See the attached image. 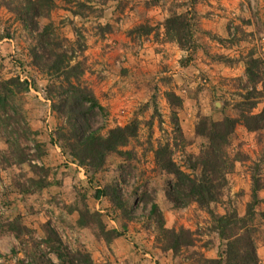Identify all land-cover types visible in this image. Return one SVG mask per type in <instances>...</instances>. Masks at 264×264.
I'll list each match as a JSON object with an SVG mask.
<instances>
[{
	"label": "rangeland",
	"instance_id": "rangeland-1",
	"mask_svg": "<svg viewBox=\"0 0 264 264\" xmlns=\"http://www.w3.org/2000/svg\"><path fill=\"white\" fill-rule=\"evenodd\" d=\"M176 14L191 26L184 46L166 30ZM54 53L76 66L68 80L65 69L49 73ZM252 57L264 84V0H0V264L46 252L49 228L96 264H203L227 243L214 216L248 210L264 264V129L238 124L225 142L209 137L248 101ZM84 89L102 106L88 116L91 130H134L99 170L86 171L61 147L67 123L55 106ZM165 145L195 175L204 169L198 158L227 162L217 201L175 207V175L155 160ZM163 228L189 230L193 244L173 251Z\"/></svg>",
	"mask_w": 264,
	"mask_h": 264
},
{
	"label": "trees",
	"instance_id": "trees-1",
	"mask_svg": "<svg viewBox=\"0 0 264 264\" xmlns=\"http://www.w3.org/2000/svg\"><path fill=\"white\" fill-rule=\"evenodd\" d=\"M196 1L191 0L192 3ZM165 26L167 33L176 37L180 45L184 46L191 40V26L187 23L185 15L176 14L167 18ZM53 55L61 60L59 59V61L50 64L49 73L59 77L64 75L62 69H65L67 75H64V77L68 80V73L72 75L76 70V66L73 67L67 64L69 59L66 61L65 66L62 65L65 62V54L54 53ZM258 63V59L252 57L246 68L247 83L244 96L248 101L238 103L239 115L236 118L226 117L223 121L215 124V132L209 134L211 140L217 139L216 141L225 142L238 124H242L248 131L264 129V107L259 112L255 113L253 111L258 105V99H264V84H261L262 74L256 70ZM8 83L18 91H21V89L28 90L26 81L21 82L17 78H12ZM258 85L263 87V91L258 89ZM66 94L64 100L55 106L57 111L65 116L67 123L68 134L64 135L62 132L60 134V137L63 135L62 139L65 140L61 143V147L64 150L67 149L66 151L69 152L72 159L84 167L86 171L99 170L104 165L106 155L127 145L134 136V130H131V125L128 127L119 126L111 129L104 137L98 135L95 130H91V124L88 122V116H92L90 112L96 108L102 109L94 93L87 91L67 92ZM199 131H203V129L199 128ZM201 133H204V131ZM210 151L213 153L212 155L217 156L219 154L216 145ZM170 154L169 146L165 145L156 151L155 160L161 169L175 175V182H172L169 187V196L175 207H185L190 201H193L201 208H208L211 203L218 200L222 190L227 185L228 168L225 164L226 161L220 162L219 160L198 158V163L204 169L202 174L195 175L181 170ZM253 189V196L256 198L255 193L259 188L255 187ZM152 211L156 212L155 205H153ZM249 215L250 211L248 210L243 217L238 215L236 211L231 214L214 216L216 229L227 243L217 258H204L203 264H259L253 231V218L249 217L248 219ZM163 231L168 239V248L173 251H176L181 245L189 246L193 244L190 239L191 232L187 229L163 228ZM47 234L42 243L45 244L48 250L43 254L31 256V262L22 261L21 264H41L42 261L55 264L50 254H55L60 264H96L88 252L81 250L73 252L64 244L53 228H49ZM37 248L39 249V247ZM35 253L37 252L35 251Z\"/></svg>",
	"mask_w": 264,
	"mask_h": 264
},
{
	"label": "crops",
	"instance_id": "crops-1",
	"mask_svg": "<svg viewBox=\"0 0 264 264\" xmlns=\"http://www.w3.org/2000/svg\"><path fill=\"white\" fill-rule=\"evenodd\" d=\"M119 256H121V258H123V259H127V258H125V257H122V255H119ZM121 258H120V259L118 258V259H119V260H122Z\"/></svg>",
	"mask_w": 264,
	"mask_h": 264
}]
</instances>
